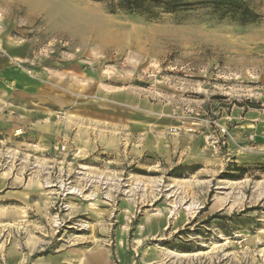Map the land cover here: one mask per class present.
Here are the masks:
<instances>
[{
	"label": "rangeland",
	"instance_id": "obj_1",
	"mask_svg": "<svg viewBox=\"0 0 264 264\" xmlns=\"http://www.w3.org/2000/svg\"><path fill=\"white\" fill-rule=\"evenodd\" d=\"M254 4L260 19L238 24L0 0V56L38 92L25 126H42L0 141L1 263L20 249L69 264L153 251L264 263L263 142L234 132L264 115V0Z\"/></svg>",
	"mask_w": 264,
	"mask_h": 264
},
{
	"label": "crops",
	"instance_id": "obj_2",
	"mask_svg": "<svg viewBox=\"0 0 264 264\" xmlns=\"http://www.w3.org/2000/svg\"><path fill=\"white\" fill-rule=\"evenodd\" d=\"M12 71V72H10ZM15 73V70H12L8 66L7 58L4 60L0 56V141L8 140L14 132L33 135L34 138H40V132H42V126H25L28 122H31L33 125L35 122L30 121L32 117H36V113H32L29 109V114L26 112L25 108L28 102H35V99L38 97V92L34 90H26L27 86L30 87L29 81L25 79L24 76H20L19 73L16 76H13L12 73ZM34 100V101H33ZM238 120L236 117L233 118V121ZM244 122L237 124L234 128L235 133H242L245 131H256L257 140H261L263 144H259L260 148L264 147V115L255 117L244 116ZM33 122V123H32ZM18 135V134H17ZM237 135V134H236ZM23 136H20V138ZM261 155L262 152H256L255 155ZM252 157V156H251ZM263 158V156H261ZM4 181V177L0 176L1 186ZM72 254H66L65 257L62 256H49L48 258L42 257L41 255H36L35 252L29 251L28 253L25 249H20L19 251L8 252L6 261L0 264H69L71 259H73ZM65 258V259H64ZM84 258V259H83ZM82 259L81 264H109L104 253L94 252L90 253H81ZM123 264H193L190 262L182 260H164L160 261L157 253L155 251L151 252L149 255H146L140 261H135L134 259L125 257ZM226 264H264L263 262H252V261H231Z\"/></svg>",
	"mask_w": 264,
	"mask_h": 264
},
{
	"label": "trees",
	"instance_id": "obj_3",
	"mask_svg": "<svg viewBox=\"0 0 264 264\" xmlns=\"http://www.w3.org/2000/svg\"><path fill=\"white\" fill-rule=\"evenodd\" d=\"M104 2L111 12L124 11L139 14L148 19H156L165 14L196 13L201 17L221 22L238 24L254 22L261 17L255 7V0H92ZM237 174L227 173L229 179H240L245 169L232 166ZM211 217L215 218L216 214Z\"/></svg>",
	"mask_w": 264,
	"mask_h": 264
},
{
	"label": "bare ground",
	"instance_id": "obj_4",
	"mask_svg": "<svg viewBox=\"0 0 264 264\" xmlns=\"http://www.w3.org/2000/svg\"><path fill=\"white\" fill-rule=\"evenodd\" d=\"M192 208H194V206H192V207L190 206V207H188L187 209L190 210V209H192Z\"/></svg>",
	"mask_w": 264,
	"mask_h": 264
}]
</instances>
